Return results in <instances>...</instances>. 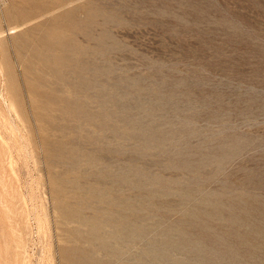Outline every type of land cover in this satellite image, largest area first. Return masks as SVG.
<instances>
[{"label": "rangeland", "instance_id": "obj_1", "mask_svg": "<svg viewBox=\"0 0 264 264\" xmlns=\"http://www.w3.org/2000/svg\"><path fill=\"white\" fill-rule=\"evenodd\" d=\"M89 9L92 35L111 34L104 74L92 97L66 93L104 126L47 106L56 79L28 47ZM102 211L113 218L94 234ZM78 250L95 264H264V0H0V264H72Z\"/></svg>", "mask_w": 264, "mask_h": 264}, {"label": "bare ground", "instance_id": "obj_2", "mask_svg": "<svg viewBox=\"0 0 264 264\" xmlns=\"http://www.w3.org/2000/svg\"><path fill=\"white\" fill-rule=\"evenodd\" d=\"M122 6V5H121ZM96 7V6H95ZM98 8V6H97ZM96 9V8H95ZM124 9V8H123ZM80 10V9H79ZM87 10V9H86ZM91 9H89V16L85 20V22L80 21L81 24L79 23H74L71 19V15L70 13L68 14V20L70 21L68 24H58V26H56L54 29L49 28L46 29V31L44 32V35L39 39V45L40 47L37 46H31V44L29 45L28 43V47L30 48V50L32 49V57H34L35 59L40 60L41 64H42V68L45 71L46 75H52L55 79H56V84L52 90V92H50L48 95L44 94L43 98H47V106L51 103H53L52 101L56 102V103H60L61 107H60V111L62 112L64 118H76L79 119V117L81 119L86 118V121L88 122H97V124H99V120H100V124L99 126H104L103 122H101L102 118H99L98 116H92L90 115V113L88 112L87 109H85V105L83 104V102H81L80 100L82 99L81 97H78V99L73 98L74 100H70L69 96L67 95V89L70 90V92H73L75 94H78L80 96L83 97H92L90 94H87L86 91L93 88V83L98 82L99 80H101V76L104 74L103 69H101L96 63H95V59L98 56V54L105 52L106 50H108V43L107 41H109V37H111L110 33H103L105 34L102 38H96L92 35V27L96 26L95 24L97 23L101 11L100 9H98L99 11L95 10V11H90ZM97 11V12H96ZM87 13V12H86ZM107 13V12H105ZM104 13V15H105ZM103 14V13H102ZM111 14V13H110ZM73 16V15H72ZM110 16V15H109ZM101 17H104L103 15ZM106 17V16H105ZM108 17V16H107ZM112 17V16H111ZM66 18V17H65ZM110 18V17H109ZM22 19V18H21ZM58 19V18H57ZM73 19V18H72ZM75 19V18H74ZM105 21H109L108 19L104 18ZM59 21V20H58ZM62 21V20H60ZM76 21V20H74ZM84 21V20H83ZM64 22V21H63ZM77 22V21H76ZM79 22V21H78ZM104 22V21H103ZM56 24V25H57ZM79 31H83V33L86 35V38H88V40L90 42H93V45H91L89 43V45H91L92 47L91 50L88 48L87 45H82L78 42L80 40L76 39L74 36H76V34H78ZM43 32V31H42ZM94 33V32H93ZM66 34H70V37L68 35L65 36ZM82 34V35H84ZM113 34V33H112ZM81 35V36H82ZM96 35V34H95ZM99 35V34H98ZM80 36V37H81ZM78 37V36H76ZM83 39V38H82ZM37 41V40H36ZM84 41V39H83ZM34 44V43H33ZM32 44V45H33ZM110 44V43H109ZM26 45V43H25ZM27 47V48H28ZM26 48V47H25ZM120 48V47H119ZM20 49V47H19ZM88 49L90 51H88ZM29 50V51H30ZM21 51V50H20ZM57 51H61L60 53H56ZM33 59V58H32ZM35 63V62H34ZM40 66V65H39ZM35 67V66H34ZM112 67V66H111ZM28 68V67H27ZM30 70H33V66H30L29 68ZM43 70H40L42 72H44ZM36 71V69L34 70ZM110 73V72H109ZM37 74V73H36ZM44 74V73H43ZM107 74V73H106ZM11 75V74H10ZM13 76V75H12ZM37 76V75H36ZM43 76V75H42ZM105 76V75H104ZM45 77V76H44ZM43 78V77H42ZM46 78V77H45ZM101 78V79H100ZM35 80V79H34ZM37 80V79H36ZM105 80V79H104ZM126 80V79H125ZM38 81L42 84L43 79L39 78ZM52 81V80H51ZM50 81V83H51ZM117 81V80H116ZM53 82V81H52ZM35 83V82H34ZM37 83V82H36ZM47 83V82H46ZM117 83V82H116ZM38 84V83H37ZM44 84V83H43ZM52 84V83H51ZM50 85V84H49ZM40 86V84H39ZM114 86V85H113ZM36 87V85H35ZM38 88V87H37ZM40 88V87H39ZM38 88V89H39ZM42 88V87H41ZM100 89V88H99ZM50 90V89H49ZM33 91V90H32ZM102 91V90H101ZM42 92V91H41ZM36 93V92H35ZM39 93V92H38ZM48 93V92H47ZM72 93V94H73ZM34 94V93H33ZM40 95V93H39ZM37 96V95H36ZM42 96V95H40ZM77 96V95H76ZM39 97V96H37ZM113 101V100H112ZM111 102V101H110ZM109 102V103H110ZM56 105V104H55ZM58 105V104H57ZM105 105V104H104ZM107 105V104H106ZM113 105V103H112ZM111 105V106H112ZM54 106V105H53ZM51 106V107H53ZM60 106V105H59ZM56 107V106H55ZM53 107V108H55ZM46 108V107H45ZM59 108V107H58ZM49 109V108H48ZM57 110V111H59ZM59 111V112H60ZM108 112V111H107ZM98 115V113H97ZM82 116V117H81ZM112 115L111 114H107V116L105 115V117L110 118ZM96 117V118H95ZM61 118V115H60ZM63 118V117H62ZM63 118V119H64ZM104 118V117H103ZM80 119V120H81ZM99 119V120H98ZM82 121V120H81ZM76 120V123L80 122L82 125V122ZM107 121V119H106ZM63 122V121H62ZM69 122V121H68ZM72 122V121H71ZM85 122V121H84ZM87 122V123H88ZM70 123V122H69ZM75 123V120L74 122ZM68 124V123H67ZM111 126V125H110ZM69 127V125H68ZM91 141V140H90ZM114 148V147H113ZM103 149V148H102ZM105 149V148H104ZM70 150V149H69ZM97 150V149H96ZM57 152V151H56ZM64 152V151H63ZM103 152V151H102ZM68 153V154H67ZM58 154V153H57ZM64 156V158H66L69 161L78 159V154L77 151H70V152H64L61 153ZM65 154V155H64ZM97 154V152H96ZM99 155V154H98ZM103 157V156H102ZM55 158V157H54ZM107 158V157H106ZM115 158V157H114ZM52 159V158H51ZM116 159V158H115ZM130 161V160H129ZM71 163V162H70ZM66 164V163H65ZM135 164V163H134ZM71 164H69L68 166H70ZM62 175V174H61ZM105 178V177H104ZM125 178V177H124ZM77 180V179H76ZM103 180V179H102ZM109 180V179H108ZM122 180V179H121ZM98 182V181H97ZM114 182V180H113ZM127 182V181H126ZM59 184V183H58ZM113 184V183H112ZM110 186V185H109ZM137 186V185H136ZM115 187V186H114ZM87 191V190H86ZM67 192V191H66ZM106 192V191H105ZM132 196V195H131ZM96 197V195H95ZM94 197V198H95ZM114 197V196H113ZM125 197V196H124ZM123 197V198H124ZM93 198V199H94ZM82 199V198H81ZM96 199V198H95ZM103 200V199H102ZM121 200V199H120ZM123 200V199H122ZM81 201V200H80ZM87 201V200H86ZM82 202V201H81ZM131 202V201H130ZM80 203V202H79ZM88 203V202H87ZM98 203V201H97ZM110 203V202H109ZM100 204H103L102 202ZM99 204V205H100ZM117 204V203H115ZM127 204V203H126ZM114 205V203H113ZM130 205V204H129ZM123 206V205H122ZM70 207V206H69ZM132 207V206H131ZM125 208V207H123ZM84 209V208H83ZM107 209V208H106ZM115 209V208H114ZM69 210V209H68ZM77 210V209H76ZM80 210V209H79ZM135 210V209H133ZM82 211V210H81ZM113 211V210H111ZM80 212V211H79ZM117 212V211H116ZM134 212V211H133ZM68 217H76L80 219V222L82 223H86L88 222L87 220L81 219V217H79V215H77L75 213V211H73L71 209V211H67L65 213ZM109 213L106 212H101L100 215H98L96 220H93L90 222V225L92 226L91 228H93V232L94 234L98 233L100 230H103L102 228L104 227V221L107 222L108 219H112L113 217L108 215ZM64 215V214H63ZM122 216V215H120ZM116 217V216H115ZM114 217L113 221L115 223L113 224H118L121 226H133V224L131 222L126 221V219H116ZM131 217V216H130ZM140 217V216H139ZM126 218V217H125ZM136 219V218H135ZM139 219V218H138ZM132 221V220H131ZM112 223V222H111ZM127 224H131V225H127ZM142 224V223H141ZM89 225V226H90ZM135 225V224H134ZM112 226V225H111ZM136 226V225H135ZM114 227H118L115 226ZM111 228V227H110ZM120 228V227H118ZM135 228V227H134ZM121 229V228H120ZM119 229V231H120ZM130 229V228H129ZM133 229V228H132ZM136 229H140L137 228ZM115 230V229H114ZM125 230V228H124ZM143 230V229H142ZM145 230V229H144ZM79 231V230H78ZM81 231V230H80ZM133 231V230H132ZM140 231V230H139ZM112 232V231H111ZM125 232V231H123ZM144 232V231H143ZM75 233V232H74ZM119 233V232H117ZM122 233V232H121ZM141 233V232H140ZM93 234V233H92ZM101 234V232H100ZM111 234V233H110ZM113 234V233H112ZM123 234H121L122 236ZM95 236V235H93ZM106 236V235H105ZM120 236V235H119ZM134 236V235H133ZM75 237V236H74ZM115 237V236H114ZM83 238V237H82ZM113 238V235H112ZM117 238V237H116ZM120 238V237H118ZM124 238V235H123ZM92 239H95L92 238ZM98 239V237H97ZM106 239V237H105ZM115 239V238H114ZM100 240V238H99ZM120 240V239H119ZM98 241V240H97ZM107 243V241H106ZM106 243H104L105 245H107ZM101 244V243H100ZM102 244V245H104ZM115 244V243H114ZM104 247V246H102ZM107 247V246H106ZM105 247V248H106ZM113 247V246H112ZM116 249V248H115ZM74 250V249H73ZM112 250V249H111ZM119 250V249H118ZM75 251V250H74ZM80 251V250H78ZM117 252V251H116ZM76 252H73L72 255H70L71 253L69 252L66 253V258L67 260H70V262H72V264H95L94 262V258L92 256H89L88 254H86L85 252L80 251L79 253H81L80 255L76 254L77 256H73ZM69 262V263H70ZM98 262V261H97ZM96 262V264H98ZM102 264V263H101Z\"/></svg>", "mask_w": 264, "mask_h": 264}]
</instances>
